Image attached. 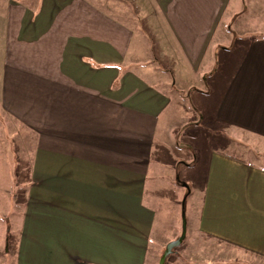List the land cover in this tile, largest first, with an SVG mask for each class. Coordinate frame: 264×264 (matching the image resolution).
<instances>
[{
    "label": "crops",
    "instance_id": "crops-1",
    "mask_svg": "<svg viewBox=\"0 0 264 264\" xmlns=\"http://www.w3.org/2000/svg\"><path fill=\"white\" fill-rule=\"evenodd\" d=\"M245 4L0 0V129L35 135L25 205L9 212L20 215L14 264H157L148 153L177 94L203 95L219 128L264 139V31L227 47L223 21ZM185 164L200 200L171 264H264V166L216 150Z\"/></svg>",
    "mask_w": 264,
    "mask_h": 264
},
{
    "label": "rangeland",
    "instance_id": "rangeland-1",
    "mask_svg": "<svg viewBox=\"0 0 264 264\" xmlns=\"http://www.w3.org/2000/svg\"><path fill=\"white\" fill-rule=\"evenodd\" d=\"M244 1L246 4L243 8L242 6L241 8L230 6L223 19L224 23L229 25V29L231 27L227 47L232 42L238 49L243 47L244 43L247 42V37L242 38L239 34L241 30L264 31V7L263 9L261 7L262 12L259 15L261 10L259 7L252 5L249 8L247 6L248 0ZM158 13L160 14L159 11ZM135 17H137V22L134 24H139L140 18L143 19L142 21L145 20L141 14H135ZM154 17L156 18L155 13L152 19ZM222 27L223 25L219 26L218 31H222ZM217 54L215 52V59ZM238 57H241L240 53ZM223 59L218 57L214 70L217 71L223 67ZM154 67L161 70L160 63L154 64ZM167 78L170 79L169 74L166 78L164 76V79ZM212 79L210 78L206 82L209 91L214 87ZM150 80L162 85L165 91L173 92L170 81L168 83L166 81L164 88L160 80L156 78H150ZM195 82L198 83V80L195 79ZM191 94L179 92L175 103L173 99L169 109L161 115L157 135L148 153L150 166L146 201L157 212L154 227L157 234L154 235V242L159 243L160 252L167 242L180 235L183 211L187 236L190 232L192 213H194L195 208L198 209L199 207V193L196 186L193 185L194 181L199 180L198 174H195L196 171H192V168L187 167L185 163L203 162L208 150H216L241 161L264 166L263 138H257L237 130L219 128L215 115L207 111L206 98L202 95L195 99ZM16 128L19 127L16 126ZM2 129L3 127L0 129V253L2 257V251L5 252L9 221L10 224L12 223L11 228L13 230L9 240L12 242L9 249L11 262L9 264H14L17 233L20 229V215H14L16 218H13V221L9 212L12 208H15L16 212L20 211L25 205L24 193L31 180L30 164L35 151V135L33 136L28 130L22 128L19 129L20 132L13 130V132L6 131V134L2 132ZM21 148L25 152L24 157H22ZM184 242L185 240L181 245ZM180 246L175 249L176 253ZM176 253L169 257L168 264L172 263ZM2 259L4 258L2 257ZM155 259H157L156 255H154L153 261ZM215 264H226V262L215 260Z\"/></svg>",
    "mask_w": 264,
    "mask_h": 264
},
{
    "label": "water",
    "instance_id": "water-1",
    "mask_svg": "<svg viewBox=\"0 0 264 264\" xmlns=\"http://www.w3.org/2000/svg\"><path fill=\"white\" fill-rule=\"evenodd\" d=\"M184 186H186V185L184 184ZM185 237H186V220H185V214L183 211L182 212V226H181L180 235L177 238H175L174 240L169 241L165 245L163 253L158 260V264H165L166 259L173 253L174 249H176L178 246L181 245V243L184 241Z\"/></svg>",
    "mask_w": 264,
    "mask_h": 264
},
{
    "label": "trees",
    "instance_id": "trees-1",
    "mask_svg": "<svg viewBox=\"0 0 264 264\" xmlns=\"http://www.w3.org/2000/svg\"><path fill=\"white\" fill-rule=\"evenodd\" d=\"M191 165H192V164H191ZM178 181H179V180H178ZM164 247H165V246H164ZM163 250H164V248H163L162 251L160 252L159 257H158V260H159L160 256L162 255ZM174 253H176V252H175V249L173 250V253H172L171 255H174ZM171 255H170V256H171ZM170 256H169V257H170ZM169 257L166 259V263H165V264H167V261H168ZM157 264H158V262H157Z\"/></svg>",
    "mask_w": 264,
    "mask_h": 264
}]
</instances>
